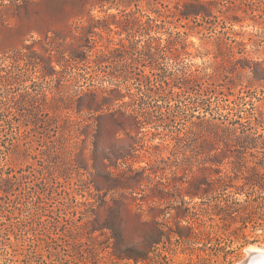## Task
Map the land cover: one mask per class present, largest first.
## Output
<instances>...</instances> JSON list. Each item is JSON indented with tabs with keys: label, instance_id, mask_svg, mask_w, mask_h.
Here are the masks:
<instances>
[{
	"label": "rangeland",
	"instance_id": "obj_1",
	"mask_svg": "<svg viewBox=\"0 0 264 264\" xmlns=\"http://www.w3.org/2000/svg\"><path fill=\"white\" fill-rule=\"evenodd\" d=\"M181 1L82 6L68 0H0V264H42L30 257L32 241L61 228L64 249L59 251L61 262L53 264H93L94 259L102 263L111 253L110 232L88 233L91 226L85 223L91 220V225L101 226L109 205L122 201L123 207L145 219L159 213V221L171 223L181 194L189 206L202 202L186 195L188 179H215L216 168L232 174L239 164L264 160L260 142L250 147L230 136L225 145L208 135L206 128L200 132L193 125L200 116L238 126L225 117L245 122V117L239 118L245 110L260 111L263 117L259 118L264 119V72L260 70L264 69V0H212L205 13L188 18L155 12L173 9ZM124 12H136L142 26H124L120 21ZM90 17L95 19V32L88 42L77 28L87 27ZM46 35L52 41L47 52ZM59 43L86 44L83 60H72L67 52L61 58ZM113 48L119 50L95 61L96 52ZM46 55H51L55 69L50 75H44L38 57ZM106 89L115 98L111 110L133 113L139 121L127 120L133 123L129 134L118 133L126 141L134 136L131 155L119 160L117 167L109 166L111 171L125 170V175L143 172L135 175L136 182L130 179L128 188L123 184L126 180L116 189L105 188L101 176L105 170L93 166L92 115L99 112L83 109L79 117L75 105L65 104L85 92ZM65 118L90 125L63 127ZM257 132L264 135V128L258 126ZM110 137L103 132V144ZM207 138L214 142L212 149ZM70 149L83 157L80 164H64L74 156ZM216 153L222 158L219 163L210 158ZM211 216L213 223L222 226L213 246L195 243L189 252V247L168 244L166 264H240L249 246L264 249V219L242 228L239 222L229 220L223 225L215 214ZM201 217L211 223L208 214ZM136 225V219L128 217L127 227ZM237 227L240 230L235 232ZM198 254L206 261L198 263ZM152 260L157 262V257Z\"/></svg>",
	"mask_w": 264,
	"mask_h": 264
},
{
	"label": "trees",
	"instance_id": "obj_2",
	"mask_svg": "<svg viewBox=\"0 0 264 264\" xmlns=\"http://www.w3.org/2000/svg\"><path fill=\"white\" fill-rule=\"evenodd\" d=\"M68 1L74 4H81L82 6H92L103 4V2L106 1H116L123 5H130L129 1L131 0ZM211 1L212 0H182L181 2H177L173 9L165 6V12L159 9H155V12L164 15V17H173L178 14L183 18H188L191 15H198L202 12L205 13L210 7ZM151 4H154V2ZM135 13L136 12H124L120 14L122 17L120 21L124 23V26L131 25L134 28L142 26L141 19ZM147 19L154 20L150 16L147 17ZM88 23L87 27L78 26L77 30L81 29L82 32L85 33V39L90 42L89 35L95 32V19L90 17ZM54 34L56 37L60 38L58 33L54 32ZM45 37L46 42H44L43 47L44 51L47 52L49 50L48 46H50V42L52 41L48 35ZM84 46L87 45L84 43L76 45L73 43H59L57 47L61 58H63L67 52L72 60L80 61L83 60V56H85L86 53ZM121 47L123 51L127 49L123 44H121ZM118 50V48H113L107 53L102 51L96 52L94 59L95 61H100L106 57L107 54L112 55L114 51ZM38 57L44 63V75H50L51 72H54L55 69L51 65V55ZM260 70L264 72L263 68ZM254 76L258 78L255 71ZM69 100L70 101H67L68 103L65 104H70L69 107L75 105V110L79 117H82L79 113L83 109L89 112H99L96 115H92L95 118L94 123L96 127V132L94 133L95 139L93 141V166L97 171L98 169L105 170L101 175L103 186L107 189L112 187L116 189L119 187L120 182L123 183L126 180L125 183H123L127 186L125 188L131 187L132 183L130 179L136 182L135 175L143 173L142 171H136L134 175H125V170L123 172H115L111 171L109 166L113 165L117 167L119 160H126L127 156L131 155V150L135 148L134 136L131 137L132 141H126L124 138L118 136V133L120 130H124L129 134L133 123L128 124L127 120H133L134 124H138L137 115L122 111L120 108L111 110L110 105L115 102V98L110 96V90L107 91V89L101 93L96 91L85 92L79 97ZM245 113V116L239 115V118H246L245 122H241L240 119L231 120L225 117L226 120L228 119L229 124L238 125L234 127L214 123L207 118H201L199 115V122H193V125L196 126L200 132L206 128V130H208V135H212L216 141H223L225 145H228L227 141L232 140L230 136H233L234 140H239H237V143H244V145L251 144L250 147H257L260 142L262 146H264V135L257 132L258 126L264 128V119L259 118L263 117L262 112L245 110ZM251 119H253L257 125H252ZM62 121L63 127L73 124L75 126L77 125L79 129L80 127L87 128L90 125L88 122H86V124L78 119L74 120L75 122L70 121L68 118L62 119ZM237 129H240L239 133H237ZM103 132H107L111 136L104 144L103 139H101ZM178 139L180 138L178 137ZM206 140L212 146V149L214 142L208 138ZM70 151L74 156L70 157L68 159L69 161H65L64 164H80L83 161V157L80 153L78 154L77 152L76 154V152H72V149H70ZM219 155V153H216L214 157L211 156V161L219 163L220 160H222ZM105 159L108 160L109 163H106ZM129 168L131 172L134 171L131 167ZM202 168L203 170L206 169L205 166ZM141 169L144 171V168ZM236 169H238V171L233 170L232 174H223L219 168H216L215 170H217L218 175L215 179H207L205 176L188 179V184L185 188L186 195L189 196L190 199L200 197L202 202H200L201 204H196L195 202L192 206H189V202L182 198L181 194L179 201H177L176 206H174L175 213L171 216V223L169 221H159L157 219L159 213L152 214L150 219H145L142 217L141 213L131 212L130 209L123 207L122 201H117L115 207L109 205L106 209V220L101 226H98V224L91 225V220L85 223V226L88 227L89 223L91 226L88 233H93L95 231L103 233V229H107L110 232L108 237L109 240H112L110 256L102 258V263L99 264H158L159 262L161 264H166L169 260L168 256L165 254L169 251L168 244L176 243L179 246L183 245V247H189L192 249L189 252H193V248H191L190 245H194L195 243H201L202 246L206 247L213 246V241L219 236L217 232L222 226H219L218 223H213L215 219L211 214H215L223 225H226L225 223L230 220L231 222H239L242 228H246L249 222H256L258 219L263 220L264 160L253 161V164L250 166L239 164ZM238 180L242 181L237 184L236 182H238ZM154 188L157 192L164 193L163 189L157 186ZM212 193V196H207V199H204V195H210ZM236 195H243V198H237ZM159 197L162 198V195H159ZM206 214L209 215L211 223H207V219L201 217V215ZM128 217H134L136 219V227H127ZM258 224L261 225V223ZM74 227L78 230L79 225L75 224ZM214 228L218 229L214 230ZM239 230L240 227L234 229L235 232ZM62 232L61 228L59 231L42 234L35 238L32 241L33 248L31 252L33 254H31L30 257L42 264H53L54 260L61 262L59 251L60 249H64L62 248L64 241V237L61 235ZM79 233L78 231L75 236L77 237ZM134 234H136L135 237H133ZM216 244H219V241ZM52 256L54 259L51 258ZM154 256L157 257V262H155L156 260H152ZM198 258V263L206 261V258L202 257L200 254H198ZM159 259L161 261H159ZM97 262L98 261L94 259L93 264H97Z\"/></svg>",
	"mask_w": 264,
	"mask_h": 264
},
{
	"label": "bare ground",
	"instance_id": "obj_3",
	"mask_svg": "<svg viewBox=\"0 0 264 264\" xmlns=\"http://www.w3.org/2000/svg\"><path fill=\"white\" fill-rule=\"evenodd\" d=\"M247 250H252V251H256V252L264 253V249H262V248H258V247L253 246V245L249 246V247L247 248ZM247 257H248V253H247L245 259H246ZM243 260H244V259H243ZM241 262H242V261H241ZM248 264H264V256H256V257H254V258H251V259H249Z\"/></svg>",
	"mask_w": 264,
	"mask_h": 264
},
{
	"label": "water",
	"instance_id": "obj_4",
	"mask_svg": "<svg viewBox=\"0 0 264 264\" xmlns=\"http://www.w3.org/2000/svg\"><path fill=\"white\" fill-rule=\"evenodd\" d=\"M248 253V257L244 260H242V262L240 264H248L249 259L254 258L256 256H264V253L261 252H256V251H252V250H247Z\"/></svg>",
	"mask_w": 264,
	"mask_h": 264
}]
</instances>
